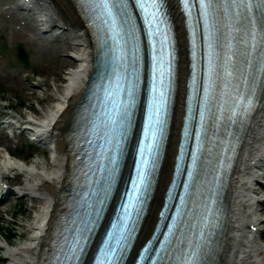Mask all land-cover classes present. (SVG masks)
<instances>
[{"label": "snow or ice", "instance_id": "obj_1", "mask_svg": "<svg viewBox=\"0 0 264 264\" xmlns=\"http://www.w3.org/2000/svg\"><path fill=\"white\" fill-rule=\"evenodd\" d=\"M80 8L96 39L98 80L76 121L73 195L55 225L49 264H127L158 185L177 95L174 172L161 223L141 242L135 264H205L220 175L214 142L227 147L218 133L243 122L264 88V0H175L179 32L172 0H80ZM110 202L114 215L89 259Z\"/></svg>", "mask_w": 264, "mask_h": 264}, {"label": "bare ground", "instance_id": "obj_2", "mask_svg": "<svg viewBox=\"0 0 264 264\" xmlns=\"http://www.w3.org/2000/svg\"><path fill=\"white\" fill-rule=\"evenodd\" d=\"M23 1L34 9V13L44 17L46 22H54L61 30L67 31L72 39V44L68 47L76 49L75 55H69L70 61L57 60L60 67L68 65L73 67L66 73L65 82L59 85L58 95L50 93L47 97V110L50 114H44L42 117L48 118L41 122L31 115L36 120L34 122L40 123L36 124L39 126L37 127L38 139L41 143L52 146L51 161L45 164L36 158L27 163L21 158H15L10 151L0 150V178L2 173L11 166L21 170L23 175L18 176L19 178L24 176V194L37 203L35 213L28 225L27 235L21 241L8 245L4 249L7 262L8 264H40L43 245L48 238L45 235L47 230L45 225L56 210L67 177L69 131L84 100L85 90L93 70L94 53L97 52L91 31L83 24L82 13L76 0ZM171 15L175 23V31L179 32L180 16L175 12L174 7ZM41 23L45 22L41 21ZM18 36L24 37L23 34ZM183 50L182 44L181 65L185 68L183 67L186 62L183 58ZM23 86L26 88L25 84ZM26 89L31 91V96L37 95L33 89ZM178 96L174 101L169 139L166 142V156L161 161L158 185L137 230L138 240L145 238L152 230L159 203L161 204L165 182L169 180L180 118L176 101ZM37 114L43 113L37 111ZM243 129L231 176L223 192L224 213L209 256V264H264V243L257 239V234L254 232L259 222V211L255 204L259 199L255 197L256 190L251 186L252 179L256 178L257 171L260 170L258 162L264 157V88L259 93L254 110ZM248 232H253L255 235L250 238L246 234Z\"/></svg>", "mask_w": 264, "mask_h": 264}, {"label": "rangeland", "instance_id": "obj_3", "mask_svg": "<svg viewBox=\"0 0 264 264\" xmlns=\"http://www.w3.org/2000/svg\"><path fill=\"white\" fill-rule=\"evenodd\" d=\"M5 8L6 4L0 3V109H2L3 105L7 104L22 116L28 117L33 114V116L40 119L44 114L48 113L47 97L50 93L58 95L59 85L65 82L66 73L71 66L62 67L61 69L59 62L55 61L54 51L58 47H54V44H51L52 47L50 48L43 47L39 43V40H35V32L25 29L18 14L15 13L16 15L10 16L9 14L13 12L9 11L12 10H5ZM18 32L25 33L27 40L16 39ZM18 42L25 43L31 52L32 67L29 70H44V73H40V76L26 75L22 74L20 69H12V65L15 64H13L11 57H14L15 46ZM71 51V49L65 50L68 55L74 53ZM66 53L61 58L64 61H69L70 58ZM52 67L54 68L53 70L51 69ZM23 84L26 85V88L33 89L37 95L31 96V91H28ZM37 111H41L43 114H37ZM0 125L3 126L1 122ZM8 126L10 127L11 125ZM17 144L20 147L22 146V149H17L18 153L16 154L24 158L26 157L28 161L36 158H39L45 164L47 161H51V154L48 153V150H45V155L42 154V150L45 147H33L28 139H22L20 136H18ZM8 147L14 150L10 145ZM18 181L14 180L13 182L17 183ZM258 197L264 200V196L258 195ZM23 198L22 202L21 200L17 202L16 199H11L6 204H0V239L4 236L6 237V234L12 228H17L18 230L15 237L16 241L21 240L28 233V221L26 220L27 218H31V215L34 213L36 203L34 200L28 199V197ZM262 203L264 204V201ZM263 204L259 205L260 209H264ZM17 213H23L24 216L20 217L18 215L16 217ZM260 218L264 219V215L261 213ZM261 239L264 241L263 233ZM3 260V252L0 251V264H3Z\"/></svg>", "mask_w": 264, "mask_h": 264}]
</instances>
